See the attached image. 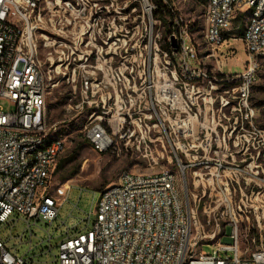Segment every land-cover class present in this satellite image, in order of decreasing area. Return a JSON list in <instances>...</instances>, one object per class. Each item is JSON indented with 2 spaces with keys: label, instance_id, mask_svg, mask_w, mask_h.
I'll list each match as a JSON object with an SVG mask.
<instances>
[{
  "label": "built area",
  "instance_id": "obj_1",
  "mask_svg": "<svg viewBox=\"0 0 264 264\" xmlns=\"http://www.w3.org/2000/svg\"><path fill=\"white\" fill-rule=\"evenodd\" d=\"M157 1L141 0L144 14L151 18L157 9ZM160 1L167 6L165 0ZM97 8L98 5H93L91 0H0V103L8 104L7 109L0 106V225L9 223L14 214L25 218L28 225L40 221L52 224L67 201L72 188L69 183L58 186L54 196L50 192L53 172L65 151L66 141L57 137L56 131L52 132L49 126L46 100L50 89L58 86L60 81H66L75 95L79 90L80 100L69 106L70 114L79 115L85 109L91 111L84 130L85 141L98 154H115L119 142L126 137H129L127 146L130 145L136 135L134 127L139 132L145 129L147 133L158 128L159 132L167 133L164 117L168 113L161 109V105L178 111L183 89L187 86L176 73L171 82L170 55L176 56L186 71L197 65V79L212 78L200 72L202 63L198 44L191 32L193 27L171 9L173 15L169 19L166 51L150 33L143 51L133 59L135 63L144 59L143 74L138 71L139 66L127 65L128 51H125V57L122 51L111 53L112 57L107 52L104 57L102 47L87 50L95 43L96 37L94 32L84 30L89 27L92 16L101 13ZM206 10L203 39L209 51L207 58H214L233 38L228 33L233 31L238 16L245 15L246 24L240 40L249 55L247 67L235 76L226 75L220 69L223 74L220 81L226 89L220 96L216 94V100L219 99L222 109H230L235 118L232 133L239 126L243 131L248 128L257 131L252 93L259 81L256 58L264 54V0H207ZM99 20V16L94 19L93 28L99 25ZM50 34L58 38L53 43L49 42ZM85 39L87 43L83 46ZM42 42L44 48H64L54 50L59 57L49 54V66L41 58ZM173 42H176L175 47ZM138 47L135 44V50ZM117 57L121 60L113 66ZM161 58L164 63L159 65L157 61ZM154 68L159 74L157 85L154 84ZM143 77L142 92L149 91L152 104L144 118L139 114L138 117L127 114L124 99V93L129 90L136 93L141 89L137 79ZM212 89L219 91L217 85ZM202 103L209 110L206 98H202ZM186 113L187 119L183 120L177 114L174 123L181 130V138L186 142L192 137L193 144L183 143L180 150L187 162L190 163L192 153L200 161L198 164L184 163L175 152L174 158L184 181L187 170L197 165L200 172L193 175L203 183L208 173L212 174L204 171L209 168L205 165L215 162V169L224 168L217 160L220 144L219 141L213 142L215 128L200 124V134L195 133L190 120L191 108ZM155 117L160 121L158 125H154ZM255 136L257 146L253 144V149L260 152L264 150V135L257 131ZM245 141L248 142L246 138ZM235 144L244 147L240 136ZM135 147L146 151L149 145L145 139H136L131 145L132 149ZM244 172L250 175L247 170ZM250 177L245 184L249 188L251 183L255 186L251 189V197L255 196L259 205L251 208L258 225H261L264 176H260L257 170L254 177ZM178 182V175L170 170L152 174L122 173L117 184L100 191L92 229L74 235L68 231L67 238L57 246L58 253L49 264H264V236L260 234L254 238L255 250L243 254L239 224L235 218L231 221L233 245H224L221 240L215 246L203 243L202 226L195 209L190 206L188 189L180 188ZM240 190L247 198L243 189ZM219 195L226 199L220 206L229 208L233 201L230 188H223ZM209 198H213L212 194ZM238 210L241 211V207ZM232 213L234 215V208ZM205 246L211 248V253L203 250ZM14 251H10L0 237V264H35L27 256L20 257L17 248Z\"/></svg>",
  "mask_w": 264,
  "mask_h": 264
},
{
  "label": "rangeland",
  "instance_id": "obj_2",
  "mask_svg": "<svg viewBox=\"0 0 264 264\" xmlns=\"http://www.w3.org/2000/svg\"><path fill=\"white\" fill-rule=\"evenodd\" d=\"M165 1L168 9L173 10L177 15H182L193 27L191 32L198 44L199 59L202 63L200 72L207 73L212 77L211 80L203 77V79H197L196 77L199 75L197 65H192L190 71H186L179 59L170 55L169 76L171 82L174 81L173 75L176 73L180 80L183 79L187 83V86L183 89V100L178 111L161 105V109L168 113V116L164 117L166 118L164 123L168 127L167 133L163 130L159 132L158 128H152L151 132L147 133L145 129L139 132V129L134 127L136 135L130 140V145L127 146L129 137H126L125 140L119 142V149L115 154H98L85 141L84 130L89 122L90 109H85L79 115L68 112L70 105L79 102V90L75 95L66 81H60L58 86L50 89L46 100L48 123L52 132L55 130L56 136L66 141L65 151L60 158L63 166L54 169L50 192L54 196L56 188L67 183L72 185V188L68 193L67 201L59 209L58 219L52 224L40 221L28 225L25 218L14 214L9 223L0 225V237L3 238L6 247L13 253L17 248V254L20 257L27 256L35 264L52 263L58 253L57 246L67 238L68 231L70 235H74L77 232L92 229L96 221L94 212L100 199V191L109 185L117 184L124 172L141 174L159 173L164 170L175 172L178 175L179 187L184 189L186 185L188 189L190 206L195 209L202 226L201 231L205 237L203 243L209 246H215L220 240L224 245L234 244L231 221L235 219L239 224L240 248L243 254L246 251L255 250L254 238L259 237L260 234L264 236V216L261 225H258L251 208L253 205H259L255 201V196L251 197V191L255 186L251 183L249 188L245 184L251 178L250 175L254 177L257 170L260 172V176H264L262 172L264 170V150L261 149L259 152L253 149V144L257 146L255 133L261 131L264 135V54L256 58L259 65V81L252 93V105L256 109L255 129L257 131L249 128L243 131L239 126L232 133L235 127V118H233L230 109H222L219 99L216 100V94L220 96L221 91L226 89V86H223L220 81L223 77L220 69L226 75L235 76L242 73L247 67L249 55L240 40L246 24L245 15L244 17L243 14L238 16L233 25V31L228 33L229 37L237 39L230 38L229 42L220 48L214 58H207L209 51L203 39L206 30L207 0ZM91 2L93 5H98L97 9H100L101 13L92 16V18L90 15L91 23L88 24L89 27H85V32L86 30L90 33L94 32L96 37L95 43H92V46L88 47L87 50H93L94 46L99 49L102 47L104 57L107 52H110L109 57H112L111 53L117 52L119 54L120 51L125 57V51H128L127 65L129 67L131 65L139 66L140 74H143L144 59L136 63L133 62V59H135V55L143 51L144 45L149 39L147 35L151 33L159 47L166 51L169 30H166L162 23L154 20L153 15L150 18L144 14V6L141 0H91ZM98 16L100 23L93 28V21ZM49 38L50 43L58 39L52 34ZM143 41L145 42L143 43ZM86 43L87 39L83 42V46ZM106 43L108 44L106 45ZM113 43L116 45H112ZM135 44L139 46L136 50ZM41 47V58L46 61L48 66L47 59L51 58L49 54L53 53L54 56L59 57L60 54H55L54 50L61 51L64 49H58V47L44 48L43 42ZM64 58H67V54ZM119 60H121L119 57L115 58L113 66H117ZM92 62L94 63V61ZM163 63L162 58L157 61L159 65ZM153 75L155 77L154 84L157 85L156 78L159 75L157 68H154ZM137 81L139 89L141 87L138 92L133 93L129 90L127 94L124 93V99L127 102L126 113L136 114V117L139 114L144 118L145 115L148 116L149 114L147 109H152L150 93L147 90L146 93L142 92L144 87L141 83L144 81V77L138 78ZM216 85L219 89L218 92L212 89ZM132 86L133 84H131ZM147 87H149L148 84ZM198 89H200V93ZM202 98H206V107L209 110L205 109ZM0 106L5 109L8 108V104L5 102H1ZM190 108L192 115L190 120L195 133L200 134V124L216 129V135L212 134L213 142L219 141L220 156L217 160L224 166L222 170H217L215 169V162L205 165L209 168L204 171L206 173L212 172V174L208 173L203 183L193 175L194 172H200V167L197 165L187 170L184 181L180 167L174 158L175 152L184 163L187 162L180 148H182L183 143L193 144L192 137L187 138L186 142L181 138L179 133L181 130L174 123L177 114L181 115L183 120L187 119L186 111H190ZM196 114L198 115L197 121ZM158 118L162 120L161 116ZM154 123V125H158L160 121L155 117ZM238 136L243 141L244 147L242 145L236 147L235 142ZM245 138L248 142L245 141ZM136 139H145L149 148L146 151L142 148L139 151L136 147L132 149L131 145ZM194 156L192 153L190 163L198 164L200 159H196ZM246 158L247 161L244 162ZM245 170L250 175L246 174ZM227 186L231 190L233 201L232 205L225 209L220 206L221 203L225 204V196H220L219 193ZM240 189H243L247 198L241 195ZM210 194L213 196L212 199L209 198ZM262 194L264 195V190ZM238 207H241V211L238 210ZM233 208L235 209L234 215L232 213ZM223 211H226L225 215H222ZM203 250L211 253L210 247L205 246Z\"/></svg>",
  "mask_w": 264,
  "mask_h": 264
},
{
  "label": "trees",
  "instance_id": "obj_3",
  "mask_svg": "<svg viewBox=\"0 0 264 264\" xmlns=\"http://www.w3.org/2000/svg\"><path fill=\"white\" fill-rule=\"evenodd\" d=\"M160 1V0H159ZM157 1V9L153 13L154 20H159L163 23V25L166 27V30H169V19L172 17V11L168 9L167 6L163 5V3L160 1ZM237 20V19H236ZM239 22H241V19H239ZM239 27V26H238ZM63 166L62 162L59 160L57 163L56 168H61Z\"/></svg>",
  "mask_w": 264,
  "mask_h": 264
},
{
  "label": "water",
  "instance_id": "obj_4",
  "mask_svg": "<svg viewBox=\"0 0 264 264\" xmlns=\"http://www.w3.org/2000/svg\"><path fill=\"white\" fill-rule=\"evenodd\" d=\"M175 46H176V42H173V47H175ZM184 189H186V185H185Z\"/></svg>",
  "mask_w": 264,
  "mask_h": 264
}]
</instances>
